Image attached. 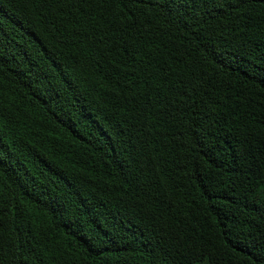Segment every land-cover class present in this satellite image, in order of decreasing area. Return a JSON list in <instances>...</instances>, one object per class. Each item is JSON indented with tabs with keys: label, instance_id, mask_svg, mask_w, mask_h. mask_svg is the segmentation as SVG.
<instances>
[{
	"label": "trees",
	"instance_id": "obj_1",
	"mask_svg": "<svg viewBox=\"0 0 264 264\" xmlns=\"http://www.w3.org/2000/svg\"><path fill=\"white\" fill-rule=\"evenodd\" d=\"M0 264H264V0H0Z\"/></svg>",
	"mask_w": 264,
	"mask_h": 264
}]
</instances>
